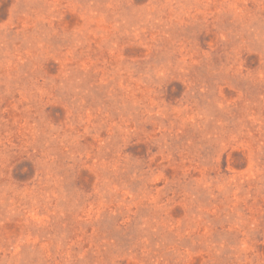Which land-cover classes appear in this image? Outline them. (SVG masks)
Returning a JSON list of instances; mask_svg holds the SVG:
<instances>
[{
  "label": "rangeland",
  "instance_id": "1",
  "mask_svg": "<svg viewBox=\"0 0 264 264\" xmlns=\"http://www.w3.org/2000/svg\"><path fill=\"white\" fill-rule=\"evenodd\" d=\"M0 264H264V0H0Z\"/></svg>",
  "mask_w": 264,
  "mask_h": 264
}]
</instances>
